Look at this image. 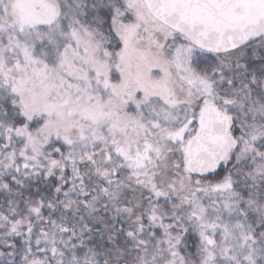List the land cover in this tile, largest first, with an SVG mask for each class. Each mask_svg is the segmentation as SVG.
<instances>
[{
  "label": "snow or ice",
  "instance_id": "1",
  "mask_svg": "<svg viewBox=\"0 0 264 264\" xmlns=\"http://www.w3.org/2000/svg\"><path fill=\"white\" fill-rule=\"evenodd\" d=\"M0 264H264V0H0Z\"/></svg>",
  "mask_w": 264,
  "mask_h": 264
}]
</instances>
